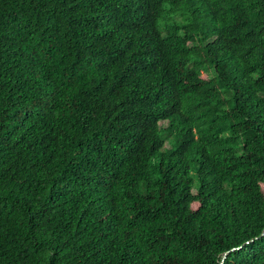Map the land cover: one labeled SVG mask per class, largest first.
<instances>
[{"label":"trees","instance_id":"1","mask_svg":"<svg viewBox=\"0 0 264 264\" xmlns=\"http://www.w3.org/2000/svg\"><path fill=\"white\" fill-rule=\"evenodd\" d=\"M0 264H264V0H0Z\"/></svg>","mask_w":264,"mask_h":264},{"label":"rangeland","instance_id":"2","mask_svg":"<svg viewBox=\"0 0 264 264\" xmlns=\"http://www.w3.org/2000/svg\"><path fill=\"white\" fill-rule=\"evenodd\" d=\"M168 122L163 123V125H167Z\"/></svg>","mask_w":264,"mask_h":264}]
</instances>
